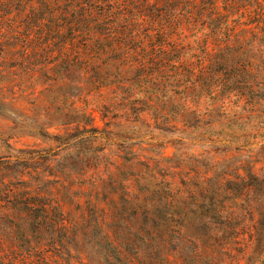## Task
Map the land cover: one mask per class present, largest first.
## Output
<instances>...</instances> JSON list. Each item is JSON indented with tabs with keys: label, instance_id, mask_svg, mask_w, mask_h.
Instances as JSON below:
<instances>
[{
	"label": "trees",
	"instance_id": "1",
	"mask_svg": "<svg viewBox=\"0 0 264 264\" xmlns=\"http://www.w3.org/2000/svg\"><path fill=\"white\" fill-rule=\"evenodd\" d=\"M0 119V264H203L246 234L244 252L264 0H0Z\"/></svg>",
	"mask_w": 264,
	"mask_h": 264
},
{
	"label": "rangeland",
	"instance_id": "2",
	"mask_svg": "<svg viewBox=\"0 0 264 264\" xmlns=\"http://www.w3.org/2000/svg\"><path fill=\"white\" fill-rule=\"evenodd\" d=\"M96 114V120L98 123H100L98 119V114ZM9 123L7 121L0 119V129L2 131L7 130ZM51 131H55L54 129H51ZM247 134H249L248 137V144L252 146L250 149L252 151L253 156H256V152L259 149V147H262L264 145V128L260 129H250L247 131ZM253 136V137H252ZM9 142L16 148H34V149H42V148H48L52 144L51 142L43 139H39L37 137H29V136H16L9 140ZM151 142V141H150ZM197 149V148H194ZM0 154H6L7 149L5 151L4 147H1ZM165 154L170 155L173 151L172 147L169 145L166 146V148L163 150ZM5 152V153H4ZM264 150L259 152V157H257L256 163H254V170H256L257 173H259L261 176L264 177V169L263 165L264 162L261 161V156L263 155ZM262 167V170H259V168ZM262 177V178H263ZM245 227H248L251 225L250 221L247 219L245 222ZM261 228V235L258 237V239H252L251 245H248V248L246 251L242 252L240 248L244 245V243H249V237L245 235H242L239 241V244H236L234 246L235 249L230 251L221 250L216 252L215 254H209L207 258L204 260L205 263L203 264H264V222L260 223V226H257ZM257 238V237H256ZM242 252V253H241ZM244 253V254H243Z\"/></svg>",
	"mask_w": 264,
	"mask_h": 264
}]
</instances>
